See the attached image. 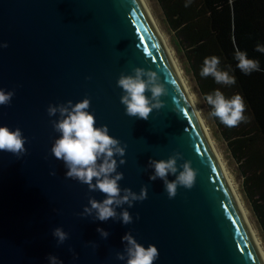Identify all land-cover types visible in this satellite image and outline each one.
<instances>
[{
	"label": "water",
	"instance_id": "obj_1",
	"mask_svg": "<svg viewBox=\"0 0 264 264\" xmlns=\"http://www.w3.org/2000/svg\"><path fill=\"white\" fill-rule=\"evenodd\" d=\"M5 42L0 88L15 94L0 105V126L19 127L27 139L24 154L0 151V264H48L49 254L63 264H125L116 253L124 250L126 232L157 247L153 264H264L146 0H0V44ZM136 67L156 71L168 90L164 106L147 120L126 114L116 83ZM84 98L95 126L107 125L126 146L125 163L116 157L121 189L147 188L145 200L123 205L130 224L81 216L90 197L100 201L104 194L66 177L63 162L51 153L59 133L48 106ZM176 153L178 167L190 161L197 176L192 188L178 186L169 198L160 179L149 180L148 162ZM56 227L68 233L60 245L52 235ZM97 227L109 236L102 238Z\"/></svg>",
	"mask_w": 264,
	"mask_h": 264
},
{
	"label": "clouds",
	"instance_id": "obj_2",
	"mask_svg": "<svg viewBox=\"0 0 264 264\" xmlns=\"http://www.w3.org/2000/svg\"><path fill=\"white\" fill-rule=\"evenodd\" d=\"M188 2L190 3V0ZM185 6L187 7L188 3ZM7 46L6 42L0 44L3 48ZM255 50L264 53V45L258 43ZM234 59L238 62L236 67L245 75L261 70L259 61L248 58L247 52L239 48L235 49ZM219 64L218 57H206L200 71L201 77L211 76L218 84L229 86L235 84V76L230 75L229 71H222L218 67ZM116 83L122 90L120 102L125 106V112L129 116L147 120L153 110H159L164 106L161 97L167 95L168 90L156 71L136 67L131 74L122 73ZM146 92L150 95H146ZM14 94V91L0 88V105H8ZM204 99L211 106L208 116L217 118L226 127H236L247 119L244 115L245 102L239 93L226 98L217 89L211 94H206ZM89 107L88 98L75 104L69 100L63 104L48 106V116L56 117L50 121L52 127L59 133L52 144L51 153L63 162L67 169L66 177L86 184L89 191H99L104 194V198L100 201L90 197L88 205L80 213L81 216H92L100 222L108 221L110 218L118 219L124 225L130 224L133 217L123 205L127 204L128 208H131L134 202L145 200L147 188L142 187L139 193L130 188L121 189L118 182L123 179V173L117 171L116 157H121L119 164L125 163L122 157L125 155L126 146H121L120 141L109 134L107 125L95 126L96 120L94 114L88 111ZM26 139L19 127L13 130L8 126H0V151L18 156L24 154ZM179 157L180 153H176L167 160L150 158L148 162V167L153 170L149 180L160 179L169 198L175 197L178 186L192 188L197 176V170L191 166L190 161L178 167ZM169 175L174 176L175 179L169 180ZM118 208L119 212H117ZM96 231L102 238L106 239L109 236V232L102 227H97ZM52 235L58 245L68 239V233L62 227H56ZM121 242L124 244V250L117 252L116 258L124 261L125 264H153L158 257V249L155 245L149 244L145 247L130 232H126L121 237ZM46 259L48 264H63V261L55 255L49 254Z\"/></svg>",
	"mask_w": 264,
	"mask_h": 264
},
{
	"label": "trees",
	"instance_id": "obj_3",
	"mask_svg": "<svg viewBox=\"0 0 264 264\" xmlns=\"http://www.w3.org/2000/svg\"><path fill=\"white\" fill-rule=\"evenodd\" d=\"M165 24L176 38L183 54L186 73L204 99L220 90L226 98L239 93L245 102V121L226 127L212 118L238 164L252 212L264 233V53L255 50L264 45V0H156ZM188 3L186 7L185 4ZM259 61L260 71L243 74L234 59L235 49ZM216 56L219 68L234 75L233 85L218 84L214 78L201 77L206 57Z\"/></svg>",
	"mask_w": 264,
	"mask_h": 264
},
{
	"label": "rangeland",
	"instance_id": "obj_4",
	"mask_svg": "<svg viewBox=\"0 0 264 264\" xmlns=\"http://www.w3.org/2000/svg\"><path fill=\"white\" fill-rule=\"evenodd\" d=\"M150 10L154 16V18L156 19L159 28L161 29V31L166 35L167 37V42L170 46V49L176 59V61L178 62V65L183 73V76L190 88V92L192 93L193 97L195 98V102L196 105L198 107V109L200 110L208 128L209 131L212 135V138L214 140L216 149H218V153L220 154L222 161L225 163V166L229 172V175L231 177V179L233 180L234 185L236 186L241 199L247 209V212L249 214V218L252 222V224L254 225L258 236L263 244L264 247V233L262 231V229L260 228L257 219L255 218L252 209H251V204H250V199L249 197L246 195L245 191H244V186H243V177H242V173L239 169L238 164L235 162V160L231 157L226 142L222 139V136L220 134V131L218 130V128L215 126L214 121L212 118H210L208 116V113L210 112L205 101L203 100V98L201 97V95L198 92V89L192 79V77L190 75H188L186 73L185 70V66H184V57L183 54L178 50L177 46H176V38L175 35L173 34L172 31H170V29L167 28L165 21L163 19L160 7L158 6L156 0H146Z\"/></svg>",
	"mask_w": 264,
	"mask_h": 264
},
{
	"label": "bare ground",
	"instance_id": "obj_5",
	"mask_svg": "<svg viewBox=\"0 0 264 264\" xmlns=\"http://www.w3.org/2000/svg\"><path fill=\"white\" fill-rule=\"evenodd\" d=\"M146 3H147V1H146ZM147 6H148V8L150 9L148 3H147ZM152 15H153V14H152ZM153 17H154V16H153ZM154 19H155V18H154ZM155 21H156V19H155ZM156 23H157V21H156ZM157 26H158V28H159L158 23H157ZM159 29H160V28H159ZM160 30H161V29H160ZM168 46H169V44H168ZM169 49H170V46H169ZM170 51H171V49H170ZM171 53H172V51H171ZM172 54H173V53H172ZM173 56H174V55H173ZM174 58H175V57H174ZM175 62H176L177 70H178L179 73L181 74V76H182V78H183V80H184V82H185V84H186V86H187V88H188V91H189V94H190V99H191V101H192V104H193L195 110L197 111L199 117L201 118L202 123H203V125H204V127H205V130H206V132H207V134H208V136H209V138H210V140H211V142H212V144H213V146H214V148H215V150H216V152H217V154H218V157H219V159H220V161H221V163H222V166H223V168H224V170H225V173H226V175H227V177H228V179H229V182H230V184H231L232 190H233V192L235 193V195H236V197H237V200H238V202H239V204H240V206H241V208H242V210H243V212H244V215L246 216V218L248 219L249 223L251 224L252 229H253V231H254V233H255V235H256V238H257V240L259 241V243H260V245H261V247H262V249H263V251H264V247H263V244H262V242H261V240H260V238H259V236H258V233H257V231H256V229H255V227H254V225L252 224V222H251V220H250V218H249V214H248V212H247V209H246V207H245V205H244V203H243V201H242V199H241V196H240V194H239V192H238L236 186H235L234 183H233V180L231 179V177H230V175H229V172H228V170H227V168H226V166H225V163L222 161V158H221L220 154H219L218 151H217L218 149H216V146H215L214 140H213V138H212V135H211V133H210V131H209V128H208V126H207V124H206V122H205V120H204V118H203V116H202L200 110L198 109V107H197V105H196L195 99H194L192 93L190 92V88H189V86H188V84H187V82H186V80H185V78H184V76H183V73H182V71H181V69H180V67H179L178 62L176 61V59H175Z\"/></svg>",
	"mask_w": 264,
	"mask_h": 264
}]
</instances>
